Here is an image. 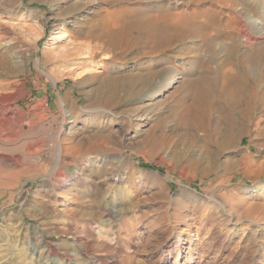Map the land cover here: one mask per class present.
Listing matches in <instances>:
<instances>
[{"label": "rangeland", "instance_id": "obj_1", "mask_svg": "<svg viewBox=\"0 0 264 264\" xmlns=\"http://www.w3.org/2000/svg\"><path fill=\"white\" fill-rule=\"evenodd\" d=\"M78 1L0 0V100L14 114L10 141L0 143L11 160H0V264H75L85 248V261L103 264H264V108L212 163L227 122L214 118L208 141L182 136L176 118L188 99L179 81L153 100L155 81L131 97L104 86L102 62L121 75L147 60L142 53L155 46L145 32L130 33L136 45L125 49L123 40L115 59H80L96 43L86 32L130 29V0ZM113 4L125 7L112 14ZM154 138L161 145L150 150L144 142ZM59 148L66 156L55 173ZM95 158L104 162L94 167ZM96 183L111 195L124 188L118 218L92 208Z\"/></svg>", "mask_w": 264, "mask_h": 264}, {"label": "bare ground", "instance_id": "obj_2", "mask_svg": "<svg viewBox=\"0 0 264 264\" xmlns=\"http://www.w3.org/2000/svg\"><path fill=\"white\" fill-rule=\"evenodd\" d=\"M127 2L129 0L121 1L122 4ZM130 2L131 5L124 12L128 14L126 21H129L130 29H122L119 32L112 30L86 32L84 35L90 36L96 43L82 58L78 53H71L72 59H90L100 54H111L110 57L115 59V55L119 54L116 50L123 40H127L125 49H131L136 45L134 44L136 40L126 39L130 33L145 32L148 43L155 46L142 53L146 55L147 60L140 65L136 64V73L128 72L121 75L112 72L119 68L116 63L102 62L106 76L104 86L110 93L126 89V97H131L143 92L155 81L157 88L149 91L147 98L153 100L162 97L167 89L179 81L183 94H186L188 99L184 105L182 104V110L176 118L182 136L189 135L191 139H195L196 133L201 132L203 141H208L213 119L227 122L226 128L217 135L213 143L216 145L214 155H207V159L214 163L216 155L234 146L247 129L253 126L252 113L264 108V0H130ZM75 4L78 7L85 5L86 2L80 0ZM124 7L113 4L111 13H120ZM92 9L100 11L98 5ZM172 42L177 44L174 48L170 47ZM78 49L79 46L74 45L73 50ZM110 57L107 55L104 60ZM111 64L113 70L108 68ZM77 65L83 67L86 61ZM12 110L9 100H0L1 144L9 142L11 138V134L5 133V129L13 119ZM140 125L142 123L138 126ZM144 143L152 150L161 145V140L154 138L150 143ZM63 156H66L64 150L59 148L52 172L60 173ZM0 160L6 164L11 162L6 157H0ZM101 162L104 161L95 158L90 165L99 167ZM94 175L103 176L106 180L110 174ZM124 175L118 176L119 180L123 179ZM48 176L57 178L61 174ZM137 176L149 183L157 182V178L150 174ZM97 185L98 183L93 189L95 196L92 199V208L101 207L110 220L118 218L120 213L113 214L112 210L118 206L116 199L126 197L124 188L114 189L111 195L108 191L102 193ZM97 191L102 195L101 200L104 201H101L102 204L97 200L99 196ZM105 197H109L108 200H105ZM33 251L34 249L32 254ZM79 251L72 255L76 258L75 264H79L80 261L83 264L104 263L101 259L85 261L86 248ZM46 264L54 263L47 260Z\"/></svg>", "mask_w": 264, "mask_h": 264}]
</instances>
